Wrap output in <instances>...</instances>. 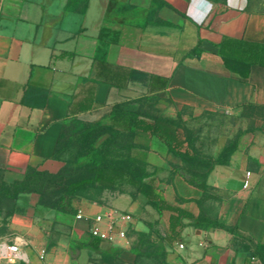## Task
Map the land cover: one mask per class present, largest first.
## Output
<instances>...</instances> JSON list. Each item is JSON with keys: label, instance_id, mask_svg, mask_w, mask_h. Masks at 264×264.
<instances>
[{"label": "crops", "instance_id": "crops-1", "mask_svg": "<svg viewBox=\"0 0 264 264\" xmlns=\"http://www.w3.org/2000/svg\"><path fill=\"white\" fill-rule=\"evenodd\" d=\"M102 26L120 32L108 61L140 75L122 88L99 82L92 107L71 115L72 96L81 97L90 84ZM225 36L264 43V0H0V172L6 183L52 162L69 118H104L113 105L177 120L201 160L234 145L225 162L209 168L173 155L148 132L119 135L108 146L121 151L113 158L135 155L164 199L189 215L176 227L177 239H167L176 212L160 214L140 194L138 207L129 194L92 185L71 197L75 214L110 208L133 214L126 238L113 244L97 238L93 248L78 243L90 236L92 220H56L59 211L28 193L24 216L9 223L11 240L0 226V244H12L19 255L0 257V264H137V257L151 264H264V67L251 65L246 78L230 72L217 52ZM150 75L166 78V86L150 90ZM195 218L220 226L195 227ZM81 230L86 234L73 238ZM153 244L159 249L148 248Z\"/></svg>", "mask_w": 264, "mask_h": 264}, {"label": "trees", "instance_id": "trees-1", "mask_svg": "<svg viewBox=\"0 0 264 264\" xmlns=\"http://www.w3.org/2000/svg\"><path fill=\"white\" fill-rule=\"evenodd\" d=\"M212 1L221 2V0ZM119 36L120 32L117 29L107 26L100 28L91 61L93 75L86 79L90 84L83 90L82 96L76 98V100L75 96L77 97V94L72 96L74 100L70 104L71 115L92 107L96 85L99 82L122 88L126 86L130 77L140 75V73L128 67L108 61V48L111 44L119 42ZM217 48L224 67L240 78L248 76L251 65L256 64L264 67V43L225 36L217 43ZM198 50L197 44L190 50V53H195ZM166 84V78L149 76L148 87L150 90L163 88ZM74 122L81 123L80 127L67 136V141L63 147L74 144L77 146V152L73 158L67 159L60 169L62 171L68 170L71 174L84 173L85 175L73 179L66 186L54 191L48 193L39 191L37 203L59 212H67L70 209L71 197L85 187L97 185L104 188H119L125 184L143 196L146 202L158 213L161 214L163 211L177 213L169 217V232L167 234L169 241L177 239L176 227L182 225V217H189V215L175 208L164 199L161 191L154 183L153 176L145 171L139 164L138 159L132 156L126 158L110 157L108 146L116 141L119 135L131 136L136 131L148 132L164 142L168 151L173 155L187 162H198L207 165L209 168L217 163L225 162L234 149V145L230 144L213 159H198L194 150L190 149L189 137H183L182 124L177 120L154 116L145 118L137 112L120 110L117 105H113L104 118L92 121H83L74 116L69 118L62 128L53 157L60 151V141L66 134L69 125ZM13 185L15 188L11 190ZM27 191L30 190H27L24 184V176L21 180L11 183H6L3 180L0 183V199H13L19 193ZM204 223L208 227L220 226L217 222L201 218L193 220L195 227H200ZM78 243L97 248L99 240L89 236Z\"/></svg>", "mask_w": 264, "mask_h": 264}, {"label": "rangeland", "instance_id": "rangeland-1", "mask_svg": "<svg viewBox=\"0 0 264 264\" xmlns=\"http://www.w3.org/2000/svg\"><path fill=\"white\" fill-rule=\"evenodd\" d=\"M81 123L74 122L69 125L68 130L66 134L63 136V138L60 141V151L56 154V156L53 158L51 163H48L47 165L43 166H37V167H29L26 168L24 171V184L27 187V191L24 193H21L17 195L13 199H0V226L2 228V231L4 232L5 240H11L14 234L10 233V227L9 223L12 221V218L16 216H24V213L26 209L29 206L28 200L26 199L28 193H42V192H51L56 189L62 188L67 185L70 181L73 179L79 178L84 173H78V174H71L68 170L62 171L60 168L64 165L65 161L67 159L73 158V156L77 152V146L74 144H70L66 147H63L65 142L67 141V136L71 135L74 131H76L80 127ZM117 151V150H115ZM113 150H109L108 155L110 157H117L120 156L121 152L118 150L115 152ZM133 158L137 159L135 155H131ZM4 178V177H3ZM23 178V177H22ZM2 182V172H0V183ZM15 187L14 185L11 187V190H13ZM122 193L129 194L133 201L137 203V206L140 207L141 204L136 201L139 198V194L135 192V190L125 184H123L119 188H114ZM40 191V192H39ZM71 202V201H70ZM70 204V209L67 212H60V217L56 220L62 221L64 223H69L75 218V212L76 207L74 205ZM133 215L132 213H130ZM139 216V215H138ZM133 217V216H132ZM139 220L141 221L142 218L139 216ZM8 233V234H7ZM138 233H141L138 231ZM86 234V231L81 230L79 234H76L73 238H82ZM142 236V235H141ZM143 237V236H142ZM141 237V238H142ZM69 238V241L72 243L75 241V239ZM143 242L145 240H142ZM142 246V245H140ZM148 248H151V250H158L159 246L156 244H153L152 246H148ZM135 261L137 264H151L154 263L152 259H146L143 257H137L135 258Z\"/></svg>", "mask_w": 264, "mask_h": 264}, {"label": "built area", "instance_id": "built-area-1", "mask_svg": "<svg viewBox=\"0 0 264 264\" xmlns=\"http://www.w3.org/2000/svg\"><path fill=\"white\" fill-rule=\"evenodd\" d=\"M250 172L245 173L243 187L249 186ZM76 219L92 220L88 228V234L93 238L115 243L116 239H124L127 236V226L133 220L130 213L110 208L103 213H96L93 216L85 215L81 210L75 214ZM100 223H104L100 226ZM182 247L181 244H179ZM19 251L12 245L0 244V257L12 259L18 257Z\"/></svg>", "mask_w": 264, "mask_h": 264}]
</instances>
